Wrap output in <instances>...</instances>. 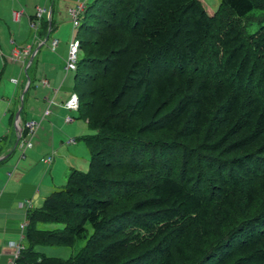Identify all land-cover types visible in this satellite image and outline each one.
Listing matches in <instances>:
<instances>
[{
  "label": "trees",
  "instance_id": "obj_1",
  "mask_svg": "<svg viewBox=\"0 0 264 264\" xmlns=\"http://www.w3.org/2000/svg\"><path fill=\"white\" fill-rule=\"evenodd\" d=\"M76 35L89 168L27 212L15 264H264V0H93Z\"/></svg>",
  "mask_w": 264,
  "mask_h": 264
},
{
  "label": "crops",
  "instance_id": "obj_2",
  "mask_svg": "<svg viewBox=\"0 0 264 264\" xmlns=\"http://www.w3.org/2000/svg\"><path fill=\"white\" fill-rule=\"evenodd\" d=\"M22 1L0 0V264H14L20 256L15 259L16 248L9 242L22 245L21 251L25 248L27 212L42 207L47 196L65 185L60 187L68 179L73 169L71 162H75L80 149L76 120L88 123L78 111L74 116L75 111L63 106L74 92L75 74L65 71L73 35L68 37L61 28L69 18L64 5L71 9L88 1L37 0L34 12L27 5L29 0ZM17 5L21 10H15ZM43 6L49 8V13L43 16L40 26L44 21L50 29L41 36L39 27L28 38L30 19L37 7ZM16 11L20 15H15ZM52 38L59 40L54 50L50 45ZM29 48L30 55L22 56ZM14 50L21 52L20 60L12 59ZM45 79L49 85L42 84ZM50 100L52 112L42 119ZM68 116L72 119L67 120ZM40 117L41 127L33 146L23 156L18 119L23 123ZM47 156H52L51 162L45 161Z\"/></svg>",
  "mask_w": 264,
  "mask_h": 264
},
{
  "label": "built area",
  "instance_id": "obj_3",
  "mask_svg": "<svg viewBox=\"0 0 264 264\" xmlns=\"http://www.w3.org/2000/svg\"><path fill=\"white\" fill-rule=\"evenodd\" d=\"M85 8V3H81L76 5L75 7L70 9V14L73 20V26H74V31H73V36L72 39L69 43V51H68V56L66 59V63H65V70L66 72H70V71H76L77 69V65H78V59H79V47H80V43L79 40L76 36V31L77 28L80 24V20H81V15L84 11ZM49 13V8L47 7H37L36 9V13L34 15V17H32L30 19V26L31 28L34 29L35 33H37L39 27H40V23L41 20L43 18V16L45 14ZM15 15H20V13L18 11H16L14 13ZM59 44V40L57 38H52V40L50 41V45L52 47V49H56L57 46ZM31 53V49H26L25 51H23L22 56L25 57L30 55ZM12 59L17 61L21 59V52L18 50H14L12 52ZM26 63V60L24 61V65ZM29 64H27V66L25 67V70L27 69ZM14 82L17 83V79H14ZM42 84L43 85H49L48 80H42ZM53 103V101H49V106L46 108V110L43 113L42 119H44L46 116L51 114V109L50 106ZM79 98L76 92H73L70 97L64 102V107L68 110L71 111H77L79 108ZM71 116L67 117V120H71ZM18 126L21 129V137H20V143H19V148L22 150V155L24 156L25 150L29 147L33 146V140L36 136V133L38 131V129L41 127V120H35V119H29L25 122H21L20 119H18ZM46 162H51L52 161V156H47L45 159ZM22 227H26V225H22ZM11 246H14L16 248L15 250V259L18 257V255L20 254V251L22 249V245L17 244L14 241L9 242ZM15 264V263H14Z\"/></svg>",
  "mask_w": 264,
  "mask_h": 264
},
{
  "label": "rangeland",
  "instance_id": "obj_4",
  "mask_svg": "<svg viewBox=\"0 0 264 264\" xmlns=\"http://www.w3.org/2000/svg\"><path fill=\"white\" fill-rule=\"evenodd\" d=\"M15 1H16L15 3H18L19 1L23 2L22 0H15ZM85 1L91 2L93 0H85ZM201 1L206 5L207 8H209L212 11H215L220 6V0H201ZM27 5L29 6L30 11L34 12L35 8H36V5H37V0H29V3ZM67 6L64 5V8H65L64 10L68 14L69 18L67 19L68 21L65 22L67 24L63 23L61 28L64 31H66V34H68V37L71 38V36L73 35L74 26H73V20H72L71 14H70V9H68L69 7H67ZM85 6H86V4H85ZM15 10H21V7H19V5H17L15 7ZM84 10H85V8H84ZM257 12H259V11H257ZM82 15H83V13H82ZM82 15H81V18H82ZM257 27H258L257 24L256 25H252L250 27V30L251 31H255L257 29ZM26 29H27V37L31 38L33 32H35L34 29L31 28L29 24H28V28H26ZM76 33H77V31H76ZM28 38H27V40H28ZM79 43H80V41H79ZM80 53L81 52H80V49H79V55H80ZM70 72H71L72 75L75 74V71H70ZM76 113H77V111H75L73 113V115L74 116L77 115ZM82 119H84V118H82ZM35 120L40 121L41 117L40 118H36ZM76 121H78L79 138H81L80 142H79L80 143V149L76 153L77 159L75 160V162H71V166H72L73 169H77V170H81V171L86 172V171H88V168H89L90 151H89V149H88L83 137L85 135H89L91 133H94V130L89 126V124L85 120H76ZM153 137H155V136H153ZM70 147H72V146H70ZM20 152L22 154V150H20ZM66 180L67 179H65V181H63V183H61L60 187H62V184L63 185L66 184L65 183ZM44 201H43V203H44ZM42 227L43 228H57V227L60 228V227H62V224H59V223H48V224L42 225ZM84 242H85L84 239H79L74 245H68V244H63V245L39 244V245L36 246V249L39 252H41V253H45L47 256L57 257V258H61V259H69L70 257L76 255L79 252V250L83 246Z\"/></svg>",
  "mask_w": 264,
  "mask_h": 264
},
{
  "label": "water",
  "instance_id": "obj_5",
  "mask_svg": "<svg viewBox=\"0 0 264 264\" xmlns=\"http://www.w3.org/2000/svg\"><path fill=\"white\" fill-rule=\"evenodd\" d=\"M19 116V115H18ZM19 127V126H18ZM19 130H20V133H21V129H20V127H19Z\"/></svg>",
  "mask_w": 264,
  "mask_h": 264
}]
</instances>
